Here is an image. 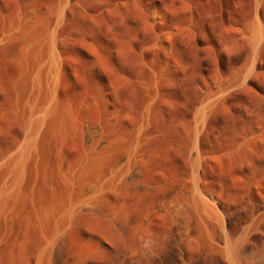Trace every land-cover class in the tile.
<instances>
[{"label": "rangeland", "instance_id": "obj_1", "mask_svg": "<svg viewBox=\"0 0 264 264\" xmlns=\"http://www.w3.org/2000/svg\"><path fill=\"white\" fill-rule=\"evenodd\" d=\"M256 25L264 0H0V192L54 97L0 264H264Z\"/></svg>", "mask_w": 264, "mask_h": 264}, {"label": "bare ground", "instance_id": "obj_2", "mask_svg": "<svg viewBox=\"0 0 264 264\" xmlns=\"http://www.w3.org/2000/svg\"><path fill=\"white\" fill-rule=\"evenodd\" d=\"M62 11V10H61ZM60 11V12H61ZM62 13V12H61ZM258 23V22H257ZM260 24V23H259ZM258 25V24H257ZM255 26L257 29H256V31H255V33H254V31H253V35H254V37H253V39H254V41L252 40V42H254V44H253V46L254 45H257L258 43L260 44V42H258L260 39H261V37L264 35V31H263V29H262V27H260V25L259 26ZM252 35V34H251ZM252 38V37H251ZM51 39V38H50ZM262 41V40H261ZM52 42V41H51ZM258 42V43H257ZM53 44V43H52ZM52 44H51V48H52ZM256 48V47H255ZM51 50V49H50ZM51 52H53V51H51ZM52 54L53 53H51V56H52ZM53 59V56H52V58H51V60ZM56 59V58H55ZM54 60V59H53ZM53 60L51 61V64H53L52 62H53ZM55 62V61H54ZM57 63V62H56ZM56 63H54L53 65H55ZM52 65V66H53ZM51 66V67H52ZM56 66V65H55ZM54 66V67H55ZM54 67H53V69H54ZM57 67V66H56ZM51 97L52 96H50V99L49 100H47L46 102V105H43V107H40L39 109V116H38V118H37V121L32 125V127L29 129V139H28V141H27V143H25V145L23 144L22 146H21V149H20V152H19V154L17 155V157H16V159H15V161H14V167H13V174H12V181L10 180V182H11V184L9 185V186H7L6 185V189H3V190H1V191H3V192H0L1 194V197H2V199H1V197H0V199H1V201H0V212H2L3 211V209H4V207H5V205H6V203H7V200H10L9 198L11 197H15L16 195L15 194H17V192L19 193V189H20V182H21V179H22V175H23V172H24V168H25V160L27 159V157L29 156L28 154H30L29 152H31V148L33 147V144L35 143V139H36V135H37V133H38V131H39V129L41 128V126H42V124L45 122V120H46V115L50 112V111H52L51 109H50V107L51 106H53V105H50V104H52V102H50L52 99H51ZM52 98H54V97H52ZM51 108H53V107H51ZM204 111H202V112H200V118H202L203 116H204V114H205V112L203 113ZM49 114H51V113H49ZM199 117V116H198ZM36 120V119H35ZM204 120V119H203ZM34 148V147H33ZM196 185V184H195ZM195 187H197V186H195ZM200 190V189H199ZM199 190H196L197 192H198V195H200V193H199ZM15 195V196H14ZM18 195V194H17ZM202 196V195H201ZM200 196V200H198L199 202L198 203H200L199 205H201V211H203V212H205V213H208V212H211V208H210V206H209V204L207 203V202H205V200L203 199L204 197H201ZM16 198V197H15ZM17 200V199H16ZM197 201V200H196ZM197 204V203H196ZM10 205V204H9ZM199 205H198V207H199ZM1 214V213H0ZM216 217V216H215ZM227 241H228V243H227ZM227 241H226V248H225V251H226V257H228V259L229 260H231V262H232V264H239L238 263V251H240L241 249H244V246H242V248L240 249V250H237L238 248H240V247H238L237 249H236V246L238 245V244H236V246L232 243V241L230 240V242H229V240L227 239ZM237 242V241H236ZM225 254V253H224ZM42 259V258H41ZM38 260V259H37ZM231 264V263H230Z\"/></svg>", "mask_w": 264, "mask_h": 264}]
</instances>
